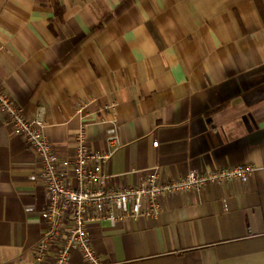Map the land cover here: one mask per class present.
Masks as SVG:
<instances>
[{
    "label": "crops",
    "instance_id": "crops-1",
    "mask_svg": "<svg viewBox=\"0 0 264 264\" xmlns=\"http://www.w3.org/2000/svg\"><path fill=\"white\" fill-rule=\"evenodd\" d=\"M0 83L41 113L74 184L77 134L106 151L114 124L104 169L118 182L256 166L247 182L167 194L153 216L89 223L103 264H264V0H0ZM40 170L0 111V264H37Z\"/></svg>",
    "mask_w": 264,
    "mask_h": 264
},
{
    "label": "built area",
    "instance_id": "built-area-1",
    "mask_svg": "<svg viewBox=\"0 0 264 264\" xmlns=\"http://www.w3.org/2000/svg\"><path fill=\"white\" fill-rule=\"evenodd\" d=\"M0 111L4 113L16 135L37 154L41 170L32 179L41 177L46 187L47 204L43 211L45 231L34 250L37 264H70L73 254L80 252L85 264H103L94 247L89 223L106 220L111 226L120 221L150 217L161 208L167 194L200 190L208 184L223 186L229 182H247L255 173L251 163L198 170L180 177L161 179L156 168L149 169L138 181L118 182L104 164L121 145L116 124L107 130L106 151L92 150L81 129L71 161L75 184L66 179L48 137L43 133L41 113L29 117L25 108L5 91L0 83ZM158 145V141L153 143Z\"/></svg>",
    "mask_w": 264,
    "mask_h": 264
}]
</instances>
